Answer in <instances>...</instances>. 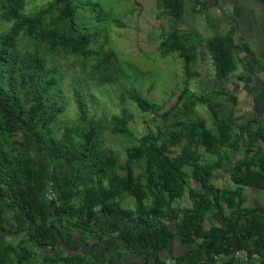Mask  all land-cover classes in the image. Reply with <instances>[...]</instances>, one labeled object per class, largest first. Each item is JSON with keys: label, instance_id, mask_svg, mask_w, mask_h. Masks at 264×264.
<instances>
[{"label": "rangeland", "instance_id": "1", "mask_svg": "<svg viewBox=\"0 0 264 264\" xmlns=\"http://www.w3.org/2000/svg\"><path fill=\"white\" fill-rule=\"evenodd\" d=\"M76 1L78 7L74 17L66 19L60 15L55 0H0V39L7 34L12 37V90L26 111L25 123L8 135L10 142L4 147L13 162L19 160L20 164L29 167L38 183V200L47 213L65 202L67 193L63 192L82 199L77 191L87 188L92 192L88 198L97 195L100 199L109 190L111 182L117 184L114 190L119 189L103 202L113 204L115 210H137L138 192L134 186L139 183L140 212H146L155 199L154 192L145 182L149 159L144 146L148 139L168 145L167 161H183L181 169L193 189L199 186L196 178L202 171H206L212 183L218 186L221 204L227 208L221 219L212 196L207 195L200 207L204 228L229 233L231 226L242 228L247 216L251 219L250 224L264 233V212L246 214L248 208L258 206V194L264 206V191L256 187L257 181L264 182V143L253 138L254 128L248 121L240 123V117H235L237 101L230 86L232 76L246 77L249 70L263 67L264 60L258 58L259 51H264L263 2L181 0V15L174 17L161 0ZM13 7L20 17L31 19L32 25L26 26L19 18L11 16L9 10ZM172 31L182 37V49L169 48L167 37ZM75 32L87 35V41L79 50L61 44L62 38L69 40ZM229 33L235 42H246L252 48L253 56L246 61L243 49L233 48L234 69L226 80L219 81L206 42L213 38L226 39ZM50 78H55L53 82L59 92L61 110L55 114L39 110L33 123H26L30 107L36 104L37 81L44 83ZM75 92L85 106L86 122L80 120ZM132 93L148 107H141ZM43 120L45 124H42ZM197 122H201L202 127L198 126L191 138L187 127ZM85 124L97 130L96 152L103 162H107L106 172L98 174L95 167L90 168L86 163L69 162L48 152L52 139L57 140L62 134L77 141ZM259 126L264 135V124ZM34 132H39L41 138ZM203 132L207 134L205 140ZM11 146H16V150ZM87 162L91 163L92 159ZM165 164L156 168L154 178L159 182L163 181ZM236 171L248 184L240 205L235 204L232 195L225 193V188L230 187V177ZM50 186L53 190L60 187L56 200L47 196ZM197 200L187 187L170 201L169 207L193 209ZM103 202L94 205L98 215H102L100 206ZM11 204H5L6 225L7 222L15 223L11 219L13 209L19 220L24 218L20 207ZM109 216L115 221L134 224L131 218L122 214ZM112 219L106 222L110 223ZM166 223L173 229V221ZM70 230L72 236L66 243H61V251L73 240V235L78 236V231ZM25 239L24 231L14 238L0 232V264H18L16 245ZM252 243L251 238L250 248H253ZM28 244L24 241L22 246ZM36 249L28 247L30 258L25 264H40ZM240 249L243 256L236 255L237 249L228 254L211 253L206 257V264L259 262V254L250 255L247 249ZM77 255L73 253L65 258ZM81 257L86 260L80 255V262Z\"/></svg>", "mask_w": 264, "mask_h": 264}, {"label": "trees", "instance_id": "2", "mask_svg": "<svg viewBox=\"0 0 264 264\" xmlns=\"http://www.w3.org/2000/svg\"><path fill=\"white\" fill-rule=\"evenodd\" d=\"M167 11L174 17H179L182 12L181 0H161ZM264 4V0H261ZM56 8L60 15L66 19H72L77 11L76 0H55ZM9 14L15 18H19L20 22L26 26L32 25V20L20 17L16 12V7L9 10ZM76 33V32H75ZM181 36L175 31L169 33L167 37L168 46L172 50L182 49ZM87 41V35L83 33H76L73 37L68 39H61V44H66L74 50H79L80 47ZM207 48L211 53V57L215 66V76L219 81L226 80L231 71L234 69V61L232 58V49L240 47L244 51V55L251 56V50L245 42L237 43L229 33L228 38H213L206 42ZM12 48V37L5 35L0 39V232L7 236L16 237L20 232L24 231L28 242L27 246H22L24 241L18 242L17 256L18 264H25L30 258L28 247L47 248L48 246H57L61 243H66L71 237L69 229L78 231V237H84L86 234L94 235L100 242L103 236L109 231L117 232L115 239L117 241V248L120 245L126 247L127 250L147 258L150 252H158L168 246L169 242L178 237L182 245L186 246L184 252L174 259L175 264H206V257L211 253H232L235 249L245 248L251 255L257 253L260 255V260L257 264H264V233L262 229L256 228L250 218L245 216V225L241 228L238 225L231 226L230 232L226 233L220 229H206L204 228L203 219L200 213V207L205 201L207 195H211L213 202L217 205L219 214L222 215L227 208L221 204V194L218 186L212 183L210 176L205 171L197 175L199 186L193 189L187 181L185 172L181 169L182 160L167 161L165 154L169 147L166 143L156 144L151 140H145V150L148 153V163L146 165L147 178L146 184L152 189L155 195L153 206L146 209V212H140L141 206V192L137 189L141 186L138 183L136 191L138 192V209L136 210H115L113 204L103 202L107 197L114 195L117 187L116 182H111L109 190L103 193L102 198L95 195L88 198V194L92 193L87 188H79L81 199L78 195H72L69 192L65 198L64 203L54 207L49 213L38 200V183L35 177L31 174L29 167L20 161L13 162L11 156L5 149L10 140L8 135L15 132L17 128L25 123L26 111L21 105L15 91L12 90L13 70L12 61L10 58ZM37 62V60H35ZM240 77V76H239ZM241 79V78H240ZM55 80L50 78L44 83L37 81L35 87L36 104L29 109L28 122L33 123L38 111H44L48 114L49 111L53 114L61 110V101L59 100V92L55 89ZM134 99L141 107H148L145 102L139 99L132 93ZM75 100L79 105L81 112L80 120L86 122L83 101L78 94H74ZM235 100V97H233ZM121 123V120H118ZM43 120L42 124H45ZM202 127L201 122L191 123L188 129V136H194V130L197 127ZM43 127V126H41ZM37 131V130H35ZM36 133V132H34ZM204 140L207 137L206 132H203ZM253 138L261 139L264 143V135L260 126L254 129ZM36 136L40 139L39 132ZM98 134L97 130L90 124H85L81 130L79 139L73 141L68 139V136L62 134L57 140L52 139V143L48 145L50 150L48 152L55 153L60 157L65 158L69 162H77L78 164L90 165V168L95 167L96 172H106L107 162H103V158L99 157L96 152V140ZM40 142V141H39ZM206 143H208L206 141ZM5 146V147H4ZM16 150V146H11ZM46 149V148H44ZM47 152V151H46ZM91 158L92 162H87ZM166 160L165 162H163ZM166 163V169L162 172L163 181L155 180L154 174L158 165ZM108 165V164H107ZM244 177V174H243ZM230 187L225 188V193L232 195L236 205H240L244 201V188L246 182L242 179L239 171H236L230 177ZM54 183V182H52ZM256 187L264 191V182L257 181ZM233 185V188L231 187ZM60 186V185H59ZM63 188V186L61 185ZM193 192V197L198 198L193 209H174L170 206V201L181 195L182 191L187 188ZM61 188V189H62ZM224 189V188H223ZM55 191L58 193L60 187L57 186ZM64 191V190H63ZM83 192V193H81ZM93 195V194H91ZM167 195V196H166ZM4 201V202H3ZM103 202L100 206V214L95 212L96 202ZM10 206L20 207L23 214V221L19 220L15 209L12 210V217L14 224L4 220L5 204ZM229 206V204L227 203ZM169 207V210L167 209ZM254 211L264 212V206L258 205L255 208H248L246 214H251ZM113 213L122 214L123 217L131 218L134 222L133 227H119L115 225L112 230L107 226H98L101 217L105 218ZM182 214V215H181ZM181 215V216H180ZM224 219V218H223ZM166 221H173V229H171ZM8 224H11L8 226ZM65 230H68L66 233ZM253 239V248L249 247V239ZM107 248H104L106 250ZM100 259L103 264L106 259V251ZM80 255L71 256L62 259L66 264H87V260ZM73 259L77 261H73ZM153 264H166L164 260L154 257Z\"/></svg>", "mask_w": 264, "mask_h": 264}, {"label": "crops", "instance_id": "3", "mask_svg": "<svg viewBox=\"0 0 264 264\" xmlns=\"http://www.w3.org/2000/svg\"><path fill=\"white\" fill-rule=\"evenodd\" d=\"M248 47L252 54L251 56H243L246 61H250L253 56L252 48L250 46ZM258 58L264 60L263 50L259 51ZM252 65L253 64H251V66ZM248 72L249 74L246 77L240 75L239 77L238 75H235L230 78V80H232L230 81V86L233 91V97H235V101H237L235 104L234 115L235 117H240V120H238L240 123L248 121L250 125L256 129L259 124H264V64L262 68L253 71L249 70ZM258 193H261V191ZM258 195L256 198L258 202L256 204L261 205L263 202L260 201ZM112 218H110V216L107 218H101L97 227L102 225L107 226V228L112 230L115 225L119 227L134 226V224L131 225L132 222L128 224L123 220L115 221ZM107 219H112V221H109L110 223H108L106 222ZM116 233L117 232L109 231V233H106L103 236L100 242L96 236L93 237H96L95 239L97 242L93 240L92 235L86 234L84 237L79 238L75 234L73 235V240H71L68 245L64 246L63 251H61L62 245L60 244L54 247L48 246L43 249L37 248L36 253L41 260L40 264H66L63 260H61L62 258L60 259V256L65 258L67 255H71L73 253L84 255L87 260V264H92L91 262L93 260H95L94 263H100L104 248L107 249L104 250L106 251V259L103 264H153L155 256L164 260L166 264H175L174 262L171 263V260L179 257L186 249V246L182 245L178 240V237L174 235V238L169 242L166 248L161 249L156 253L150 252L148 257L144 258L141 255L127 250L123 245L114 248L117 243L115 239ZM45 256H47L48 259H46Z\"/></svg>", "mask_w": 264, "mask_h": 264}, {"label": "built area", "instance_id": "4", "mask_svg": "<svg viewBox=\"0 0 264 264\" xmlns=\"http://www.w3.org/2000/svg\"><path fill=\"white\" fill-rule=\"evenodd\" d=\"M47 196H48V198L50 200H56V198H57V192L55 190H53V188L50 186L49 189H48V192H47ZM235 253L238 256H241V255L243 256L244 255L242 249H237ZM173 262H174V260H171V263H173Z\"/></svg>", "mask_w": 264, "mask_h": 264}]
</instances>
